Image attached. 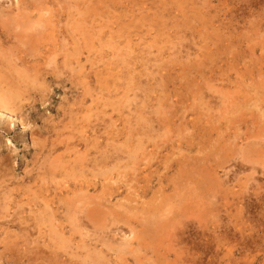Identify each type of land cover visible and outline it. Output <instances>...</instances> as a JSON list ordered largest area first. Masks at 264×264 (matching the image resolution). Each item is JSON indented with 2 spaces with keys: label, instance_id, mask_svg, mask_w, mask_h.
<instances>
[{
  "label": "rangeland",
  "instance_id": "1",
  "mask_svg": "<svg viewBox=\"0 0 264 264\" xmlns=\"http://www.w3.org/2000/svg\"><path fill=\"white\" fill-rule=\"evenodd\" d=\"M0 77V264H264V0H0Z\"/></svg>",
  "mask_w": 264,
  "mask_h": 264
},
{
  "label": "bare ground",
  "instance_id": "2",
  "mask_svg": "<svg viewBox=\"0 0 264 264\" xmlns=\"http://www.w3.org/2000/svg\"><path fill=\"white\" fill-rule=\"evenodd\" d=\"M56 32H57V31H56ZM53 34H54V33H53ZM125 47H126V46H125ZM195 47H196V46H195ZM129 49H130V48H129ZM147 49H148V48H147ZM118 50H119V49H118ZM130 50H131V49H130ZM131 51H132V50H131ZM131 53H132V52H131ZM131 53H129V54H131ZM133 53H134V52H133ZM133 53H132V54H133ZM135 53H136V52H135ZM229 53H230V52H229ZM126 54H127V53H126ZM137 54H138V53H137ZM124 55H125V54H124ZM11 56H12V55H11ZM122 56H123V55H122ZM134 56H135V55H133V57H134ZM125 57H127V55H125ZM129 57H130V55H129ZM138 57H139V56H138ZM131 58H132V57H131ZM131 58L129 59L130 62H131ZM16 59H17V58H16ZM132 59H133V58H132ZM134 59H135V58H134ZM127 61H128V60H127ZM136 61H137V60H136ZM151 61H152V60H151ZM23 63H24V62H23ZM167 64H168V63H167ZM127 66H128V65H127ZM130 66H131V65H130ZM223 66H224V65H223ZM55 68H56V67H55ZM71 68H72V67H71ZM133 68H134V67H133ZM221 68H222V67H221ZM223 68H224V67H223ZM69 69H70V68H69ZM111 69H112V68H111ZM111 69H110V70H111ZM131 69H132V68H131ZM106 70H107V69H106ZM98 71H100V70H98ZM101 71H102V70H101ZM104 71H105V70H104ZM104 71H103V72H104ZM113 71H114V70H113ZM225 72H226V71H225ZM225 72H224V73H225ZM26 73H27V72H26ZM61 73H62V72H61ZM105 73H106V72H105ZM98 74H99V73L97 72V75H98ZM102 74H103V73H102ZM111 74H112V73H111ZM103 75H104V74H103ZM108 75H109V74H108ZM112 75H114V74H112ZM132 75H133V74H132ZM5 76H6V75H5ZM104 76H105V75H104ZM129 76H130V75H129ZM221 76H222V74H221ZM55 77H56V76H55ZM93 77H94V76H93ZM96 77H97V76H96ZM101 77H102V75H101ZM101 77H100V78H101ZM116 77H117V76H116ZM132 77H134V75H133ZM135 77H136V76H135ZM135 77H134V78H135ZM0 78H1V77H0ZM4 78H6V77H4ZM98 78H99V77H98ZM106 79H108V78H106ZM31 80H32V79H31ZM96 80H97V79H96ZM96 80H95V81H96ZM101 80H102V79H101ZM131 80H132V79L130 78V82H131ZM102 81H103V80H102ZM105 81H106V80H105ZM105 81H104V82H105ZM99 82H100V80H99ZM132 82H135L134 79H133ZM2 83H3V81H2ZM101 85H102V84H101ZM103 86H104V84H103ZM222 86H223V85H222ZM2 87H3V86H2ZM9 87H10V86H9ZM95 87H97V86H95ZM107 87H108V86H107ZM137 87H138V86H137ZM137 87H136V88H137ZM227 87H228V86H227ZM98 88H99V87H98ZM222 88H223V87H222ZM229 88H230V87H229ZM236 88H237V87H236ZM241 88H242V87H241ZM199 89H200V88H199ZM226 89H227V88H226ZM230 89H231V88H230ZM238 89H239V88H238ZM8 90H9V89H8ZM127 90H129V89H127ZM213 90H215V89H213ZM222 90H223V89H222ZM228 90H229V89H228ZM236 90H237V89H236ZM110 91H111V90H110ZM232 91H233V90H232ZM221 92L223 93V91H221ZM96 93H97V92H96ZM99 93H100V92H99ZM135 93H136V91H135ZM222 93H221V94H222ZM225 93H226V92H225ZM227 93H229V91H228ZM232 93H233V92H232ZM240 93H241V92H240ZM260 93H261V92H260ZM230 94H231V92H230ZM233 94H234V93H233ZM100 95H101V93H100ZM226 96H228V95L226 94ZM231 96H232V95H231ZM243 96H245V95H243ZM115 97H116V96H115ZM228 97H229V96H228ZM250 97H251V96H250ZM119 98H120V97H119ZM224 98H225V97H224ZM224 98H223V100H224ZM5 99H6V98H5ZM120 99H121V98H120ZM159 99H161V98H159ZM232 99H233V98H232ZM235 99H236V98H235ZM134 101H135V100H134ZM138 101H139V100H138ZM138 101H137V102H138ZM226 101H229V100H226ZM139 102H140V101H139ZM108 103H109V102H108ZM226 103H227V102H226ZM134 104H135V103H134ZM202 104H203V103H202ZM239 104H240V103H239ZM231 105H232V104H231ZM231 105H230V106H231ZM256 105H257V104H256ZM4 106H5V105H4ZM103 106H104V105H103ZM140 106H141V105H140ZM157 106H158V105H157ZM225 106H226V105H225ZM223 107H224V106H223ZM226 107H227V106H226ZM159 108H160V107H159ZM190 108H191V107H190ZM234 108H235V107H233L232 109H234ZM236 108H238V107L236 106ZM236 108H235V109H236ZM242 108H244V107H242ZM153 109H155V108H153ZM160 109H161V108H160ZM207 109H208V108H207ZM216 109L221 110V109H220V105H219V107H217ZM132 110H133V109H132ZM151 110H152V109H151ZM155 110H156V109H155ZM161 110H162V109H161ZM161 110H160V111H161ZM225 110H227V109L225 108ZM97 111H98V110H97ZM140 111H141V110H140ZM221 111H223V109H222ZM227 111H228V110H227ZM233 111H234V110H233ZM138 112H139V110H138ZM138 112H137V113H138ZM150 112H151V111H150ZM158 112H159V111H158ZM158 112H157V113H158ZM163 112H164V111H163ZM231 112H232V111H231ZM102 113H103V112H102ZM159 113H160V112H159ZM159 113H158V114H159ZM223 113H224V112H223ZM223 113H222V114H223ZM250 113H251V112H250ZM4 115H5V114H4ZM162 115H163V114H162ZM164 115H165V114H164ZM207 115H208V114H207ZM235 115H236V114H235ZM235 115H234V116H235ZM145 116H146V115H145ZM104 117H105V114H104ZM157 117H158V116H157ZM159 117H161V116H159ZM203 117H204V116H203ZM239 117H240V116H239ZM147 118H148V117H147ZM154 118H155V117H154ZM111 119H112V118H111ZM145 119H146V118H145ZM142 120H143V117H142ZM154 120H155V119H154ZM157 120H158V118H157ZM193 120H194V119H193ZM247 120H248V119H247ZM135 121H136V120H135ZM140 121H141V120H140ZM146 121H147V120H146ZM151 121H152V120H151ZM245 121H246V120H245ZM177 122H178V121H177ZM246 122H247V121H246ZM251 122H253V121H251ZM143 123H144V122H143ZM159 123H160V121H159ZM177 124H178V123H177ZM244 124H245V123H244ZM118 125H119V124H118ZM152 125H153V124H152ZM157 125H158V122H157ZM253 125H254V124H253ZM164 126H165V125H164ZM256 127H257V126H256ZM104 129H105V128H104ZM124 131H125V130H124ZM167 131H168V130H167ZM252 131H253V130H252ZM102 132H103V131H102ZM142 132H143V131H142ZM244 132H245V130H244ZM244 132H243V133H244ZM255 132H256V131H255ZM162 134H163V133H162ZM184 134H185V133H184ZM222 134H223V133H222ZM251 134H252V133H251ZM257 134H258V132H257ZM127 135H128V134H127ZM243 135H244V134H243ZM254 135H255V134H254ZM98 136H99V135H98ZM252 136H253V135H252ZM96 138H97V137H96ZM110 141H111V140H110ZM246 141H247V140H246ZM138 142H139V141H138ZM145 142H146V141H145ZM108 143H109V142H108ZM244 143H245V142H244ZM249 143L252 144L251 142H248V144H249ZM95 144H96V143H95ZM102 144H103V143H102ZM250 144L248 145V147H250ZM137 145H138V144H137ZM246 145H247V144H246ZM246 145H244V146H246ZM252 145H253V144H252ZM252 145H251V146H252ZM255 145H256V142H255ZM50 146H51V145H50ZM118 146H119V145H118ZM221 146H222V145H221ZM242 146H243V144H242ZM92 147H93V146H92ZM104 147H105V146H104ZM119 147H120V146H119ZM84 148H85V147H84ZM241 149H242V148H241ZM99 150H100V149H99ZM246 150H247V149H246ZM84 151H85V150H84ZM96 151H97V149H96ZM103 151H104V150H102V152H103ZM105 151H106V150H105ZM241 151H242V150H241ZM88 152H89V151H88ZM90 152H91V151H90ZM92 152H93V151H92ZM93 153H95V152H93ZM98 153H99V152H98ZM100 153H101V151H100ZM239 153H241V152H239ZM89 154H90V153H89ZM89 154H88V156H89ZM103 154H104V153H103ZM112 154H113V153H112ZM241 156H242V155H241ZM83 157H84V156H83ZM110 157H111V156H110ZM116 157H117V156H116ZM69 158H70V156H69ZM88 158H89V157H88ZM107 158H108V157H107ZM245 158H246V157H245ZM72 159H74V158H72ZM77 159H78V158H77ZM103 159H104V158H103ZM246 159H247V158H246ZM73 161H75V160H73ZM80 161H81V160H80ZM104 161H105V160H104ZM104 161H103V162H104ZM108 161H109V160H108ZM73 163H74V162H73ZM82 163H83V162H82ZM92 163H93V162H92ZM97 163H100V161L98 160ZM97 163H96V164H97ZM104 163H105V162H104ZM106 163H107V161H106ZM106 163H105V164H106ZM253 163H255V162L253 161ZM51 164H52V163H51ZM70 164H71V163H70ZM87 164H88V163H87ZM93 164H95V163H93ZM93 164H90V165H93ZM256 164H257V163H256ZM97 165H98V164H97ZM250 165H251V164H250ZM51 166H52V165H51ZM53 166H54V165H53ZM78 166H79V165H78ZM87 166H88V165H87ZM55 167H56V166H55ZM82 167H83V165H82ZM92 167H93V166H92ZM146 167H147V166H146ZM259 167H260V166H259ZM48 168H49V166H48ZM50 168H51V167H50ZM60 168H62V167H60ZM90 168H91V166H90ZM93 168H94V167H93ZM138 168H139V167H138ZM141 168H142V167H141ZM186 168H187V167H186ZM72 169H73V168H72ZM74 169H75V168H74ZM98 169H100V168H98ZM147 169H148V168H147ZM0 170H1V169H0ZM81 170H82V169H81ZM83 170H84V169H83ZM49 172H50V171H49ZM74 172H76V170H75ZM78 172H79V171H78ZM90 172H91V171H90ZM142 172H143V170H142ZM136 173H137V172H136ZM140 173H141V172H140ZM101 174H102V173H101ZM141 174H142V173H141ZM146 175H147V174H146ZM146 175H145V177L148 176V175H147V176H146ZM135 176H136V175H135ZM135 176H134V177H135ZM134 177H133V178H134ZM138 177H139V176H138ZM140 177H141V176H140ZM131 178H132V177H131ZM143 179H144V178H143ZM148 179H149V178H148ZM39 180H40V179H39ZM136 181H137V180H136ZM144 181H145V180H144ZM146 181H147V180H146ZM75 182H76V181H75ZM75 182H73V183H72L73 185H71V186H74V187H75V186L77 185V183H75ZM92 182H93V181H92ZM138 182H139V181H138ZM83 183H84V182H83ZM90 183H91V182H90ZM93 183H94V182H93ZM99 183H101V182H99ZM79 184L82 186V185H84L85 183L82 184V181H81ZM40 185H41V184H40ZM67 185H69V184H66V186H67ZM85 185H86V184H85ZM93 185H94V184H93ZM143 185H144V184H143ZM150 185H151V184H150ZM165 185H166V184H165ZM71 186H70V188H71ZM91 186H92V184H91ZM101 186H102V185H101ZM146 186H147V184H146ZM151 186H152V185H151ZM43 187H45V185H44ZM63 187H64V186H63ZM68 187H69V186H67L66 189H68ZM95 187H96V186H95ZM135 187H136V186H135ZM140 187H141V186H140ZM148 187H149V186H148ZM148 187H147V188H148ZM46 188H47V187H46ZM83 188H84V186H83ZM97 188H98V187H97ZM151 188H152V187H151ZM37 189H38V188H37ZM47 189H48V188H47ZM60 189H61V188H60ZM72 189H73V188H72ZM93 189H94V188H93ZM130 189H132V193H133V190H134L133 187L130 188ZM138 189H140V188H138ZM145 189H146V188H145ZM87 190H88V189H87ZM96 190H97V189H96ZM96 190L94 191V193L96 192ZM100 190H101V189H100ZM110 190H111V189H110ZM142 190H143V189H142ZM35 191H36V190H35ZM38 191H40V190H38ZM73 191H74V190H73ZM102 191H103V190H102ZM113 191H114V190H113ZM124 191H125V190H124ZM124 191L122 190L121 192H124ZM138 191H139V190H138ZM146 191H147V190H146ZM60 192H61V191H60ZM62 192H63V191H62ZM92 192H93V191H92ZM98 192H100V191H98ZM121 192H120V194H121ZM127 192L129 193L130 191H127ZM135 192H136V191H135ZM135 192H134V193H135ZM36 193H37V192H36ZM39 193H40V192H39ZM39 193H38V194H39ZM47 193H48V192H47ZM65 193H66V192H65ZM67 193H68V191H67ZM69 193H70V192H69ZM77 193H78V192H77ZM94 193H93V194H94ZM102 193H103V192H102ZM128 193H125V194H128ZM130 193H131V192H130ZM132 193H131V197H132ZM138 193H139V192H138ZM38 194H37V195H38ZM55 194H56V193H55ZM63 194H64V193H63ZM82 194H83V192H82ZM82 194H81V195H82ZM103 194H104V193H103ZM122 194H123V193H122ZM122 194H121V195H122ZM140 194H141V193H140ZM147 194H148V193H147ZM147 194H145V196H146ZM37 195H36V196H37ZM48 195H49V194H48ZM60 195H61V193H60ZM67 195H68V194H67ZM67 195H66V197H67ZM142 195H143V194H142ZM2 196H3V195H2ZM40 196H41V195H40ZM50 196H51V195H50ZM78 196H79V195H78ZM83 196H84V195H83ZM101 196H102V195H101ZM106 196H108V195H105V197H106ZM145 196H144V197H145ZM3 197H4V196H3ZM3 197H2V198H3ZM6 197H7V196H6ZM68 197H70V196H68ZM120 197H122V196H120ZM120 197H119V198H120ZM128 197H129V196H128ZM139 197H140V196H139ZM141 197H142V196H141ZM38 198H39V197H38ZM101 198H102V197H101ZM117 198H118V197H117ZM124 198H125V197H124ZM106 199H107V198H106ZM110 199H111V198H109V200H110ZM115 199H116V198H115ZM132 199H134V198H132ZM138 199H139V198H138ZM43 200H44V199H43ZM58 200L60 201L61 198L59 197ZM70 200H71V199H70ZM88 200H89V199H88ZM91 200H92V199H91ZM118 200H119V199H118ZM126 200H127V199H126ZM135 200H136V197H135ZM46 201H47V199H46ZM101 201H102V200H101ZM103 201H104V200H103ZM141 201H142V200H141ZM141 201H140V202H141ZM129 202H130V201H129ZM138 202H139V201H138ZM138 202H137V203H138ZM142 202H144V201H142ZM52 203H53V202H52ZM92 203H93V202H92ZM111 203H112V202H111ZM135 203H136V202H135ZM137 203H136V204H137ZM53 204H54V203H53ZM56 204H57V202H56ZM79 204H80V203H79ZM82 204H83V203H82ZM90 204H91V203H90ZM93 204H94V203H93ZM145 204H146V203H145ZM7 205H8V203H7ZM54 205H55V204H54ZM88 205H89V204H88ZM147 205H148V203H147ZM32 206H34V205H32ZM39 206H40V205H39ZM55 206H56V205H55ZM94 206H95V205H94ZM117 206H118V205H117ZM10 207H11V206H10ZM36 207H37V206H36ZM63 207H64V205H63ZM106 207H107V205H105V208H106ZM127 207H128V206H127ZM133 207H134V206H133ZM135 207H136V205H135ZM0 208H2V207H0ZM47 208H48V206H47ZM49 208H50V207H49ZM51 208H53V207H51ZM55 208H56V207H55ZM88 208H90V207H88ZM91 208H92V207H91ZM114 208H115V207H114ZM44 209H45V208H44ZM93 209H94V211H98L97 208H95V207H94ZM95 209H96V210H95ZM2 210H3V209H2ZM2 210H1V211H2ZM35 210H36V209H35ZM41 210H42V209H41ZM51 210H52V209H51ZM54 210L56 211V209H54ZM106 210H107V209H106ZM120 210H121V209H120ZM5 211H6V210H5ZM8 211H9V210H8ZM39 211H40V210H39ZM55 211H52V212H55ZM99 211H100V210H99ZM9 212H10V211H9ZM91 212H92V211H91ZM146 212H148V211H146ZM14 213H15V212H14ZM34 213H35V212H34ZM41 213H42V212H41ZM57 213H58V212H57ZM86 213H88V210H87ZM89 213H90V212H89ZM107 213H108V212H107ZM119 213H120V212H119ZM54 214H55V213H54ZM95 214H96V213H95ZM122 214H123V213H122ZM6 215H7V214H6ZM6 215H5V216H6ZM10 215H12V214H10ZM41 215H42V214H41ZM51 215H52V213H51ZM7 216H8V215H7ZM14 216H15V215H14ZM88 216H89V215H88ZM91 216H93V215H91ZM91 216H89V218H90ZM100 216H101V215H100ZM100 216H99V218H100ZM104 216H105V215H104ZM8 217H9V216H8ZM52 217H53V216H51V218H52ZM93 217H94V216H93ZM6 218H7V217H6ZM42 218H43V217H42ZM115 218H116V217H115ZM115 218H114V219H115ZM11 219H12V218H11ZM13 219H14V218H13ZM20 219H21V218H20ZM37 219H38V217H37ZM52 219H53V218H52ZM52 219H51V220H52ZM84 219H85V218H84ZM94 219H95V218H94ZM116 219H118V218H116ZM47 220H48V219H47ZM51 220H50V221L48 220V221L51 222ZM10 221H11V220H10ZM23 221H24V220H23ZM89 221H91V220H89ZM96 221H97V219H96ZM98 221H99V220H98ZM98 221H97V222H98ZM20 222H21V221H20ZM24 222H26V221H24ZM94 222H95V220H94ZM97 222H96V223H97ZM22 223H23V222H22ZM60 223H61V222H60ZM60 223H59V225L64 224V223H61V224H60ZM50 224H51V223H50ZM50 224L48 223V225H50ZM55 224H56V223H55ZM89 224H90V222H89ZM43 225H44V223H43ZM96 225H97V224H96ZM52 226H53V225H52ZM93 226H95V225H93ZM53 227H56V228H57V224H56V226H53ZM98 227H99V226H98ZM58 228H59V227H58ZM52 229L55 230V228H52ZM171 229H172V228H171ZM61 230H62V228H61ZM61 230H60V231H61ZM56 231H57V230H56ZM65 231H67V229H66ZM92 231H93V230H92ZM4 232H5V231H4ZM54 232H55V231H54ZM58 232H59V230H58ZM58 232H57V233H58ZM2 233H3V232H2ZM59 233H60V232H59ZM66 233H67V232H66ZM66 233H65V235H66ZM55 234H56V233H55ZM63 234H64V233H63ZM158 234H159V233H158ZM40 235H41V234H40ZM59 235H60V237L62 236V234H59ZM70 235H71V233H70ZM91 235H92V234H91ZM96 235H97V234H96ZM106 235H107V234H106ZM97 237H98V236H97ZM102 237H103V236H102ZM65 238H66V237H65ZM65 238H64V239H65ZM71 238H72V237H71ZM75 238H76V237H75ZM75 238H72V239H75ZM87 238H88V237H87ZM103 238H104V237H103ZM89 239H90V238H89ZM30 240H31V239H30ZM59 240H60V239H59ZM65 240H66V239H65ZM80 240H81V239H80ZM12 241H13V240H12ZM68 241H69V240H68ZM78 241H79V239H78ZM43 242H44V241H43ZM70 242H71V241H70ZM85 242H88V241H85ZM79 243H80V242H79ZM86 244H87V243H86ZM88 244H89V243H88ZM97 244H98V243H97ZM124 244H125V243H124ZM138 244H139V243H138ZM52 245H53V244H52ZM83 245H84V243H83ZM90 245H92V244H90ZM93 245H94V244H93ZM99 245H101V243H99ZM109 245H110V244H109ZM129 245H130V243H129ZM85 246H86V245H85ZM94 246H95V245H94ZM96 246H97V245H96ZM104 246H105V245H104ZM115 246H116V245H115ZM35 247H36V246H35ZM97 247H98V246H97ZM100 248H101V247H100ZM37 249H38V248H37ZM57 249H58V248H57ZM60 249H61V248H60ZM95 249H96V247H95ZM62 250H63V249H62ZM100 250H101V249H100ZM100 250H99V251H100ZM117 250H118V249H117ZM119 250H120V249H119ZM131 250H132V249H131ZM87 251H88V250H87ZM105 251H106V250H105ZM105 251H104V253H105ZM88 252H89V251H88ZM101 252H102V251H101ZM115 252H116V251H115ZM92 254H94V253H92ZM98 254H99V253H98ZM10 255H11V254H10ZM70 255H72V254H70ZM103 255H104V254H103ZM97 256H98V255H97ZM43 257H44V256H43ZM101 257H103V256H101ZM182 257H183V256H182ZM21 259H22V257H21ZM29 259H30V258H29ZM85 259H87V257H86ZM79 260H80V259H79ZM23 261H24V260H23ZM21 262H22V261H21ZM43 262H44V261H43ZM84 262H85V261H84ZM12 263H13V262H12ZM22 263H23V262H22ZM25 263H26V262H25ZM99 263H100V261H99ZM76 264H78V263H76ZM84 264H85V263H84ZM107 264H108V263H107Z\"/></svg>",
  "mask_w": 264,
  "mask_h": 264
}]
</instances>
